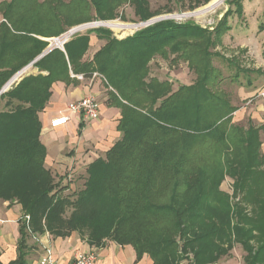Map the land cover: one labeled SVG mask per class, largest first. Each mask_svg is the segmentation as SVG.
<instances>
[{"label": "trees", "instance_id": "16d2710c", "mask_svg": "<svg viewBox=\"0 0 264 264\" xmlns=\"http://www.w3.org/2000/svg\"><path fill=\"white\" fill-rule=\"evenodd\" d=\"M135 2L142 21L147 20L143 1ZM91 7L98 11L100 6L95 0L90 4L85 0L0 3L4 19L0 24V91L44 53L49 45L44 39L60 37L80 24ZM93 32L107 44L91 60L84 59L90 35L77 36L64 45V51L53 50L34 64L40 74L24 78L1 96L8 99L11 110L0 113V200L19 204L23 217H30L40 234L67 238L78 233L99 249L108 242L131 246L137 261L147 256L153 264H217L231 257L234 245L240 244L244 264H264V191L257 197L253 189H247L246 199L254 204L248 215L238 204L233 214L230 207L219 215L216 209V215L214 209L206 215L200 211L207 181L198 165L197 141L209 137L225 142L220 126L236 108L219 99L217 106L227 107V115L205 119L208 69L195 85L176 92L158 83L150 92L153 85L145 81L148 64L156 56L182 52L179 40L201 37L204 31L162 22L125 40L102 29ZM72 74L84 79L101 76L109 90L107 105L121 111L117 126L121 137L105 157L88 166L84 189L74 200L63 195L65 190H57L55 177L45 166L47 149L40 139L39 119L54 84L78 83ZM83 126L82 122L81 130ZM247 136L237 138L248 153L237 181L241 188L256 172L252 164H258L249 156L252 139L258 137L256 129L250 127ZM257 174L264 175V170ZM233 215L237 221L232 224ZM18 222L17 258L9 264H28L27 225L22 219Z\"/></svg>", "mask_w": 264, "mask_h": 264}, {"label": "rangeland", "instance_id": "374dc122", "mask_svg": "<svg viewBox=\"0 0 264 264\" xmlns=\"http://www.w3.org/2000/svg\"><path fill=\"white\" fill-rule=\"evenodd\" d=\"M1 1L9 2L10 0ZM36 1L43 3L46 0ZM56 1L68 4L73 0H55V3ZM85 1L89 4L91 2V0ZM95 1L99 3V10L91 7L89 16L85 17L80 24L68 28V31L77 30L73 38L85 35L97 38L99 42H97L96 52L107 44L106 40L99 39L97 33L93 32L98 29L111 33L117 40L134 37L137 33L162 22L191 25L204 31L201 37L190 36L179 40L183 45L182 52L178 54L169 52L166 58L156 56L148 64L145 81L153 85V90L148 88L150 92L157 89V83L164 85L163 89L176 92L182 86L195 85L204 76L205 69H208L210 80L203 91L206 104L203 108V116L205 119L208 117L213 119L214 116H220L222 113L227 115V107H224L221 101L229 102L236 111L220 126V131L225 134V142L209 137L199 138L197 141L198 165L205 170L207 181V196L204 198V205L200 211L206 215L210 214L211 209H214V212L216 209L219 215L221 210L226 211L230 207L233 214L234 207L238 204L248 215L254 204L246 199L247 189H253L257 197H262L264 191V175L257 174L259 169L264 170L262 147L261 150L257 148L258 142L262 145L264 134V109L261 107V102L264 100V93L261 90L264 83V0H225L221 6L207 14L202 12L214 0H141L144 5V14L147 16L145 21H142L140 17V9L135 0ZM108 23H120L128 28L117 32L114 28L105 25ZM60 37L46 38L49 45L45 51L54 40ZM52 46L54 50H62L56 48L57 46L53 43ZM95 53H88V58L84 59L91 60ZM39 73L35 66L30 67L2 95L16 87L24 78L30 75L36 76ZM253 86L257 92L243 101L242 98L245 97L243 91L246 90L249 93ZM1 96L0 113L11 110L7 106L8 99ZM219 99L221 105L217 106ZM241 108H246L247 112L240 120H236L234 114ZM250 127L256 129L258 137L252 139V154L249 153V156L252 157L251 160L256 159L258 164H252L256 172L246 180L245 188H241L237 181L245 169L248 153L245 152L243 143L237 142V138L248 137L247 131ZM45 166L49 169L47 165ZM52 173L58 185L57 190H65L63 195L72 200L76 199L77 193L84 189L88 177L85 169L74 172L66 169V171L59 170ZM14 205L19 204L14 203L11 206ZM69 216L70 211L65 218ZM21 219L27 225L28 245L32 244L38 250L40 236L49 233L40 234L39 230L35 231L31 219L24 218L22 210L18 214L17 221ZM217 221L218 219L215 223H218ZM236 221L233 215L232 224ZM202 223L206 224L205 221ZM18 224L20 226L19 222ZM232 253L238 258L242 257L244 263L245 252L240 244L234 245Z\"/></svg>", "mask_w": 264, "mask_h": 264}, {"label": "crops", "instance_id": "0c3cea01", "mask_svg": "<svg viewBox=\"0 0 264 264\" xmlns=\"http://www.w3.org/2000/svg\"><path fill=\"white\" fill-rule=\"evenodd\" d=\"M2 2L4 1L0 3ZM2 22L4 19L0 13V24ZM90 38V48L85 58H88L90 52L94 54L98 48V39ZM72 78L75 77L72 76ZM76 79L78 81L76 85L67 86L61 82L54 84L51 99L46 109L39 114L42 124L40 139L47 149L45 165L51 171H66V169L73 172L82 169L87 171L88 166L97 159L105 157L106 153L121 137L117 131L121 111L107 105L109 90L105 87L101 76ZM254 89L255 86L251 88V90ZM251 90L249 93L246 90L243 91L245 96L242 98L243 101L257 92L256 90L251 92ZM261 90L264 93V83ZM90 97L95 98L100 105L98 120L83 122L84 126L81 130L82 121L77 116L70 115L68 125L57 129L51 128V121L59 115L65 114L71 103ZM261 107L264 109V100L261 102ZM246 112V108L239 109L234 114L236 120H240ZM262 152L264 154V134L262 136ZM21 210L20 205L11 206L9 202L0 200V259L3 264H9L17 258V244L20 238V226L17 218ZM39 241L38 250L31 243L29 245L28 264H37L47 249L53 252L54 257L61 264L70 263L81 253L95 254L96 262L94 264H153L147 256L137 261L136 253L131 246L122 247L108 242L104 248L99 249L88 245L77 233H73L67 238H55L46 234L40 236ZM217 264L244 263L242 257L238 258L237 255L233 254Z\"/></svg>", "mask_w": 264, "mask_h": 264}, {"label": "built area", "instance_id": "2783aa9c", "mask_svg": "<svg viewBox=\"0 0 264 264\" xmlns=\"http://www.w3.org/2000/svg\"><path fill=\"white\" fill-rule=\"evenodd\" d=\"M85 29V28H83ZM77 30L67 31L65 34L61 35L59 39L54 40L52 43L58 48L64 50V45L69 42L75 35ZM51 43V44H52ZM26 69L21 71L24 72ZM18 73L17 75H19ZM75 78L83 79V76H74ZM94 77L99 76L94 74ZM10 83V82H9ZM12 86V85H11ZM70 115L77 116L82 122H89L98 120L100 117V105L95 98H85L76 102L71 103L65 114L59 115L57 118L51 121V128L57 129L64 127L70 122ZM30 218L27 217V220ZM96 262V256L93 253H81L73 261L68 264H94ZM37 264H61L53 255L50 249L45 251V254L40 257Z\"/></svg>", "mask_w": 264, "mask_h": 264}, {"label": "bare ground", "instance_id": "6f19581e", "mask_svg": "<svg viewBox=\"0 0 264 264\" xmlns=\"http://www.w3.org/2000/svg\"><path fill=\"white\" fill-rule=\"evenodd\" d=\"M225 0H214L211 5L206 9L203 10L202 14H207L211 11H213L215 8H218L219 6H221L223 4ZM106 26H109L111 28H114L115 31L117 32H120L122 29H127L128 27L123 25V24H120V23H114V24H111V23H108V24H105ZM29 68H27L24 72L20 73L19 75H16L9 83V85L7 86V90L10 88V86L15 83L19 78L22 77V75L24 73H26L28 71Z\"/></svg>", "mask_w": 264, "mask_h": 264}, {"label": "water", "instance_id": "95a60500", "mask_svg": "<svg viewBox=\"0 0 264 264\" xmlns=\"http://www.w3.org/2000/svg\"><path fill=\"white\" fill-rule=\"evenodd\" d=\"M47 42H49L48 40H46ZM56 48H58V47H56ZM55 48L52 46V44H51V46L49 47V49L47 50V51H45L40 57H38L32 64H30L28 67H26L25 69H27V68H29V67H31L32 65H34L36 62H38L39 60H41L43 57H45L47 54H49L51 51H53ZM62 51H64V50H62ZM9 85V83L2 89V91L0 92V96L4 93V92H6V90H7V86Z\"/></svg>", "mask_w": 264, "mask_h": 264}]
</instances>
